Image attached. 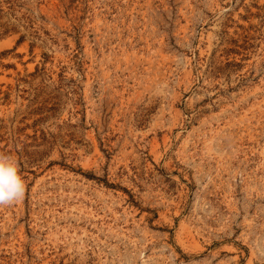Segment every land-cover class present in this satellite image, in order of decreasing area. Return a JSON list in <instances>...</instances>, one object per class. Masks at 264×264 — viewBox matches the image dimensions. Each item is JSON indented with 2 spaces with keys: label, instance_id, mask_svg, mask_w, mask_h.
I'll return each mask as SVG.
<instances>
[{
  "label": "rangeland",
  "instance_id": "rangeland-1",
  "mask_svg": "<svg viewBox=\"0 0 264 264\" xmlns=\"http://www.w3.org/2000/svg\"><path fill=\"white\" fill-rule=\"evenodd\" d=\"M0 264H264V0H0Z\"/></svg>",
  "mask_w": 264,
  "mask_h": 264
},
{
  "label": "clouds",
  "instance_id": "clouds-1",
  "mask_svg": "<svg viewBox=\"0 0 264 264\" xmlns=\"http://www.w3.org/2000/svg\"><path fill=\"white\" fill-rule=\"evenodd\" d=\"M25 184L13 159L0 155V206L11 205L23 199Z\"/></svg>",
  "mask_w": 264,
  "mask_h": 264
}]
</instances>
